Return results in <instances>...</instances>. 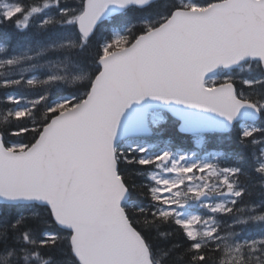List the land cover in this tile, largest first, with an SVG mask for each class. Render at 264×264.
Returning <instances> with one entry per match:
<instances>
[{
  "label": "snow or ice",
  "instance_id": "obj_1",
  "mask_svg": "<svg viewBox=\"0 0 264 264\" xmlns=\"http://www.w3.org/2000/svg\"><path fill=\"white\" fill-rule=\"evenodd\" d=\"M0 90V264H264V0H0Z\"/></svg>",
  "mask_w": 264,
  "mask_h": 264
},
{
  "label": "trees",
  "instance_id": "obj_2",
  "mask_svg": "<svg viewBox=\"0 0 264 264\" xmlns=\"http://www.w3.org/2000/svg\"><path fill=\"white\" fill-rule=\"evenodd\" d=\"M159 3L161 5H163L164 3H166V0H159ZM138 15H140V14L139 13H130L129 16H128V19L131 22L135 23L136 17ZM114 24L119 26V21H106L104 28H102V30H101L102 33L107 34ZM256 74L257 73L249 72L246 67H245V69L243 71H239L238 70V72H237V75L242 77V78H251L253 75H256ZM7 91H11V90H0V98H2L4 95H6ZM25 94L26 95H31L32 93L31 92H26ZM0 110H2V105H0ZM164 127H165L164 138H167L169 136L168 129H169L170 126L169 125H165ZM184 142L187 143V141H184ZM224 146H227V144L225 143ZM216 147H217V142L216 141H212V143L209 146V150H213Z\"/></svg>",
  "mask_w": 264,
  "mask_h": 264
}]
</instances>
